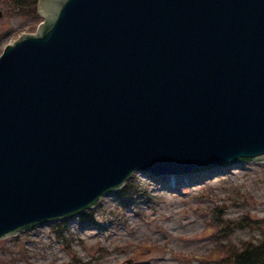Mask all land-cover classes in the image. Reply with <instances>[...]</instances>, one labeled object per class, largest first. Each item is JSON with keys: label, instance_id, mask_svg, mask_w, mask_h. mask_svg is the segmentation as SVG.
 <instances>
[{"label": "water", "instance_id": "95a60500", "mask_svg": "<svg viewBox=\"0 0 264 264\" xmlns=\"http://www.w3.org/2000/svg\"><path fill=\"white\" fill-rule=\"evenodd\" d=\"M39 12L0 57V239L81 214L135 172L264 161V0Z\"/></svg>", "mask_w": 264, "mask_h": 264}, {"label": "rangeland", "instance_id": "374dc122", "mask_svg": "<svg viewBox=\"0 0 264 264\" xmlns=\"http://www.w3.org/2000/svg\"><path fill=\"white\" fill-rule=\"evenodd\" d=\"M0 13V57L45 23L1 4ZM127 184L135 189L130 197L110 193L68 221L3 238L0 264H224L223 250L262 236L264 162L172 180L137 172Z\"/></svg>", "mask_w": 264, "mask_h": 264}, {"label": "trees", "instance_id": "16d2710c", "mask_svg": "<svg viewBox=\"0 0 264 264\" xmlns=\"http://www.w3.org/2000/svg\"><path fill=\"white\" fill-rule=\"evenodd\" d=\"M39 0H0V4L5 6L9 13L23 17H31L32 19L40 18L38 13ZM133 186H128L123 190L122 196H131L133 194ZM262 236L258 242H244L239 248L234 247L225 251L224 264H264V226ZM223 249L225 245H223Z\"/></svg>", "mask_w": 264, "mask_h": 264}, {"label": "bare ground", "instance_id": "6f19581e", "mask_svg": "<svg viewBox=\"0 0 264 264\" xmlns=\"http://www.w3.org/2000/svg\"><path fill=\"white\" fill-rule=\"evenodd\" d=\"M187 177V176H186ZM178 184H180V183H178Z\"/></svg>", "mask_w": 264, "mask_h": 264}]
</instances>
